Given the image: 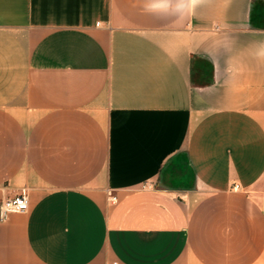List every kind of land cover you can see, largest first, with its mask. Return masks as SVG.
<instances>
[{
    "label": "crops",
    "instance_id": "crops-1",
    "mask_svg": "<svg viewBox=\"0 0 264 264\" xmlns=\"http://www.w3.org/2000/svg\"><path fill=\"white\" fill-rule=\"evenodd\" d=\"M179 156L192 189L164 184ZM22 192L0 264H264V0H0Z\"/></svg>",
    "mask_w": 264,
    "mask_h": 264
},
{
    "label": "rangeland",
    "instance_id": "rangeland-1",
    "mask_svg": "<svg viewBox=\"0 0 264 264\" xmlns=\"http://www.w3.org/2000/svg\"><path fill=\"white\" fill-rule=\"evenodd\" d=\"M164 184L183 189L194 187L193 176L182 156H179L164 172Z\"/></svg>",
    "mask_w": 264,
    "mask_h": 264
},
{
    "label": "built area",
    "instance_id": "built-area-1",
    "mask_svg": "<svg viewBox=\"0 0 264 264\" xmlns=\"http://www.w3.org/2000/svg\"><path fill=\"white\" fill-rule=\"evenodd\" d=\"M111 197V202H115ZM28 209V197L25 192L13 198H5L0 201V221H4L6 215L12 212H25Z\"/></svg>",
    "mask_w": 264,
    "mask_h": 264
},
{
    "label": "trees",
    "instance_id": "trees-1",
    "mask_svg": "<svg viewBox=\"0 0 264 264\" xmlns=\"http://www.w3.org/2000/svg\"><path fill=\"white\" fill-rule=\"evenodd\" d=\"M211 72H212V69L207 64L201 66V70H200V74H199L200 81L203 80L204 84L210 83V81H211ZM192 80H195V76H194V78Z\"/></svg>",
    "mask_w": 264,
    "mask_h": 264
}]
</instances>
